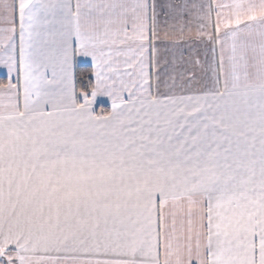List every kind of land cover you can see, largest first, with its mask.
I'll return each mask as SVG.
<instances>
[{"label":"snow or ice","instance_id":"snow-or-ice-1","mask_svg":"<svg viewBox=\"0 0 264 264\" xmlns=\"http://www.w3.org/2000/svg\"><path fill=\"white\" fill-rule=\"evenodd\" d=\"M0 67V264H264V0H0Z\"/></svg>","mask_w":264,"mask_h":264},{"label":"crops","instance_id":"crops-1","mask_svg":"<svg viewBox=\"0 0 264 264\" xmlns=\"http://www.w3.org/2000/svg\"><path fill=\"white\" fill-rule=\"evenodd\" d=\"M92 61L90 57L78 56L74 59V68L77 73V82H79V74L87 73L88 77L92 80L91 76ZM79 69L81 70L79 72ZM8 73L6 68L0 67V79H7ZM111 102L108 97L98 96L93 104V111H99L101 108L108 110L110 109Z\"/></svg>","mask_w":264,"mask_h":264},{"label":"trees","instance_id":"trees-1","mask_svg":"<svg viewBox=\"0 0 264 264\" xmlns=\"http://www.w3.org/2000/svg\"><path fill=\"white\" fill-rule=\"evenodd\" d=\"M80 71L81 70L79 69V72ZM89 81H91V79L89 77H88L87 80H84V79L81 78V75L79 74V82H78V84H80L81 86L87 87V84H88Z\"/></svg>","mask_w":264,"mask_h":264}]
</instances>
